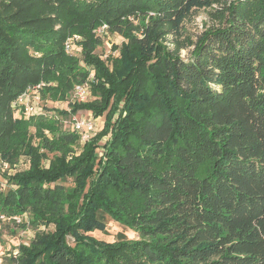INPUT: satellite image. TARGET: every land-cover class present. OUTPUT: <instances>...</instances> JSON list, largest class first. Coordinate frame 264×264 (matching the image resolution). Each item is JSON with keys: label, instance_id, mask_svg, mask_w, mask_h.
<instances>
[{"label": "trees", "instance_id": "trees-1", "mask_svg": "<svg viewBox=\"0 0 264 264\" xmlns=\"http://www.w3.org/2000/svg\"><path fill=\"white\" fill-rule=\"evenodd\" d=\"M199 9L216 23L171 48ZM104 24L124 38L106 59ZM42 82L43 104L84 83L95 99L16 117ZM79 111L105 118L80 150L61 119ZM21 158L0 214L37 232L15 264H264V0H0V159ZM103 215L137 237L90 236Z\"/></svg>", "mask_w": 264, "mask_h": 264}, {"label": "rangeland", "instance_id": "rangeland-1", "mask_svg": "<svg viewBox=\"0 0 264 264\" xmlns=\"http://www.w3.org/2000/svg\"><path fill=\"white\" fill-rule=\"evenodd\" d=\"M211 10L209 9H199L195 10L193 14L184 22L183 25V34L181 37H177L175 35H169L167 43L171 48H174V43H172L176 39H181L184 40L185 38H190L194 42L197 41L198 37L209 27L214 25L216 23L214 16L212 15ZM106 25V24H105ZM108 26V25H107ZM103 25L98 27L95 30V35L98 38H101L103 41V44L101 47L97 48L96 53L102 57V59H106V57L112 52L111 49L113 45H121V43L124 41V38L120 36L119 34H113L110 31V28L108 27L107 29L103 30V32H99L102 29ZM71 37H76L75 38V47L74 49L67 53L69 55H72L77 58H82V46L80 44V41L82 40L81 36L79 35H72ZM194 49V46H186L181 51L182 57L188 61L191 59V53L192 50ZM116 56H119V52L114 53ZM81 64L84 65L83 61H81ZM93 78V77H91ZM89 92V100H94L95 97L92 94L91 88L89 87L88 89ZM71 93L69 94L68 98L65 101H57V102H52V101H46V109H49L50 112H46L45 114L49 113V115L53 114V111L57 110H67L70 111V103H75L71 101ZM41 101L40 106L43 107L44 105ZM45 109V110H46ZM24 118H30L28 116H25L22 112H18L16 114V117L20 119V117ZM94 119L96 123V130H95V135L99 133L104 126V117L100 118H94L93 114L90 111H79L76 114H70L66 117H62V124L63 128L65 129H73L72 125V120L73 119ZM35 131L32 130V133ZM105 139L102 140V143H105ZM37 144V140L35 142ZM84 144V142L80 141V146L77 148L80 150L81 146ZM98 155H101V149H98ZM49 162L47 161L46 164ZM30 162L26 158H21L19 159L16 163L11 164L7 162L1 163L0 166V190L4 189H16L17 185L10 184L8 177L14 175L18 171L25 170L29 167ZM7 177V179L5 178ZM64 186L71 188L73 186V180L72 179H66L64 182H62ZM0 216H4L6 218L5 221L0 220V264H15L13 261V257L18 254V251L16 248L21 245H29L31 240L34 238L37 230L32 228L31 226H28L27 228L22 227L21 224L22 222L29 221V215L25 214L22 217H8L6 215L0 214ZM18 218V221H17ZM104 220L107 223V230L106 232H100V231H95L92 233H89L90 236L102 240L105 242H115L118 240H121L122 238H127V239H134L137 237V235L129 229L127 226L120 224L117 221H114L110 216L108 215H103ZM20 220V221H19ZM42 230H45L44 227L41 228ZM72 242V240H69Z\"/></svg>", "mask_w": 264, "mask_h": 264}, {"label": "built area", "instance_id": "built-area-1", "mask_svg": "<svg viewBox=\"0 0 264 264\" xmlns=\"http://www.w3.org/2000/svg\"><path fill=\"white\" fill-rule=\"evenodd\" d=\"M107 25H103L99 32L107 29ZM75 38L69 37L65 42V50L67 53L71 52L75 47ZM107 58V57H106ZM93 77V76H91ZM45 86V83H40L37 86L30 87L22 95L13 101V107L17 109L18 112H22L25 116H35L40 114H45V109L40 106L41 103V89ZM89 83L76 85L71 94V101L73 102H85L89 100ZM73 131L81 135V141L87 142L94 135L96 130V123L94 119H73L72 120ZM0 159V166H1ZM1 177V176H0ZM0 220L5 221L4 216H0ZM18 221V218H17ZM20 221V220H19Z\"/></svg>", "mask_w": 264, "mask_h": 264}]
</instances>
